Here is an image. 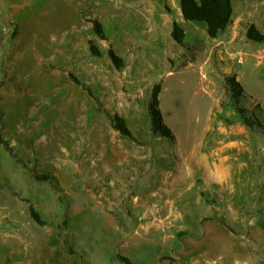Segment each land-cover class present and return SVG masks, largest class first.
Listing matches in <instances>:
<instances>
[{
  "label": "rangeland",
  "instance_id": "1",
  "mask_svg": "<svg viewBox=\"0 0 264 264\" xmlns=\"http://www.w3.org/2000/svg\"><path fill=\"white\" fill-rule=\"evenodd\" d=\"M237 3L212 39L179 0H0V264H264V44L246 37L264 32V0ZM228 74L260 101L261 127L229 106ZM158 83L173 140L151 132Z\"/></svg>",
  "mask_w": 264,
  "mask_h": 264
},
{
  "label": "trees",
  "instance_id": "2",
  "mask_svg": "<svg viewBox=\"0 0 264 264\" xmlns=\"http://www.w3.org/2000/svg\"><path fill=\"white\" fill-rule=\"evenodd\" d=\"M181 16L185 22H201L205 24L206 32L212 39L218 38L222 35L234 20L235 7L238 4L237 0H179ZM93 23V31L102 40H107V34L104 30L103 24L99 19L91 20ZM172 38L174 42L183 47L185 52L181 56L180 67L186 66L192 62L193 59H188V51L191 50V45L186 41V28L178 21H173L172 25ZM14 32L13 35H16ZM246 37L249 41L255 43L264 44V32L261 31L255 24L247 26ZM90 51L94 56H101V50L94 43L93 40H89ZM111 43L108 49V57L114 64V66L120 70L124 67V59L117 54ZM71 79L80 85L82 82L72 73H70ZM224 82L227 88V95L229 100V106L239 117V119L250 128H259L262 126V119L259 118L258 111L261 109L260 101L256 100L253 96L247 93L242 83L238 80L236 74H228L224 77ZM83 87H85L83 85ZM160 93L161 84H155L152 92L150 101L147 105V111L150 117V128L154 136H161L167 139H175V134L171 128L164 122L163 113L160 108ZM92 96V93L89 92ZM1 101V97H0ZM95 102L98 105L99 110L111 121L112 126L116 129L121 136L134 139L131 129L129 128L126 120L117 113H110L106 110L101 101L95 98ZM0 144L5 146L9 151L12 152V147L9 142L5 139L3 133H0ZM34 177L40 181H52L54 176L52 174H38L33 170ZM30 215L40 225H46L47 222L42 219L41 215L30 207ZM67 221L64 222L66 224ZM69 252L74 254L72 247H68ZM123 260L125 258L121 257Z\"/></svg>",
  "mask_w": 264,
  "mask_h": 264
},
{
  "label": "crops",
  "instance_id": "3",
  "mask_svg": "<svg viewBox=\"0 0 264 264\" xmlns=\"http://www.w3.org/2000/svg\"><path fill=\"white\" fill-rule=\"evenodd\" d=\"M229 28V27H228ZM192 262V264H198V263H194L193 261H191Z\"/></svg>",
  "mask_w": 264,
  "mask_h": 264
}]
</instances>
